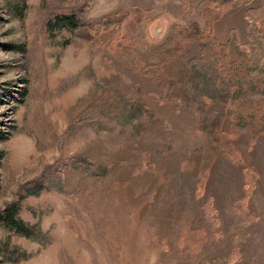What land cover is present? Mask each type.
<instances>
[{
  "label": "rangeland",
  "instance_id": "374dc122",
  "mask_svg": "<svg viewBox=\"0 0 264 264\" xmlns=\"http://www.w3.org/2000/svg\"><path fill=\"white\" fill-rule=\"evenodd\" d=\"M0 264H264V0H0Z\"/></svg>",
  "mask_w": 264,
  "mask_h": 264
},
{
  "label": "trees",
  "instance_id": "16d2710c",
  "mask_svg": "<svg viewBox=\"0 0 264 264\" xmlns=\"http://www.w3.org/2000/svg\"><path fill=\"white\" fill-rule=\"evenodd\" d=\"M51 20L53 21L50 22ZM46 23L47 26H63L65 27L66 31L71 33L76 30H84L86 28H90L89 27L90 25L86 24L74 13H70V15L60 16V18L58 16H53L51 19L49 18ZM187 35L195 36L199 40V36L201 34L199 30H197V28L194 27L192 31L189 32ZM200 37H201L200 46L202 47L201 49L202 58L200 60V63L202 62V60H204V63L202 65L205 68L216 71V72L214 71L215 75H211V78L213 79L215 78L217 81H219V83H225L226 82L225 79L229 75V71L226 70V66L229 65V67L231 68L234 66L235 62H238V59H242V56L244 58V52H245L244 49L238 47L236 43H233L234 35L231 36V40L225 47L220 46L212 35H209L208 37H204V38L201 35ZM225 52L228 53L226 57L227 58L229 57L230 62L226 66H224L223 70H222V66H218V68L221 69H217L216 66L212 68L210 61L211 60L215 61L219 54L222 55L225 54ZM195 67L196 69L200 68L198 64ZM119 99L121 101V104L124 106L123 113L121 114L124 117H129L131 115L130 112L125 111V109L126 110L128 109L127 105L130 104L129 100H125L124 98H119ZM134 102H135L134 105L135 108L137 110H141V108L143 107L141 101L138 99H134ZM223 122H224V115L220 111H217V113L214 115V120L208 126V130H207L208 135L211 136L213 132L221 133ZM37 235H40V238ZM28 237H32L37 241L42 240L43 238L47 239V236L41 235L40 232H34V233L29 232Z\"/></svg>",
  "mask_w": 264,
  "mask_h": 264
}]
</instances>
